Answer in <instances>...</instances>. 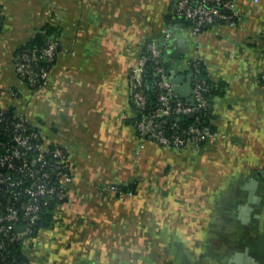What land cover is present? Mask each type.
<instances>
[{
	"label": "crops",
	"instance_id": "crops-1",
	"mask_svg": "<svg viewBox=\"0 0 264 264\" xmlns=\"http://www.w3.org/2000/svg\"><path fill=\"white\" fill-rule=\"evenodd\" d=\"M177 1L0 0V85L19 92L0 102L65 147L74 172L66 235L53 225L29 239V264H264V0H234L236 26L197 34L171 19ZM49 23L61 54L48 86L30 90L14 54ZM148 41L164 48L187 100L196 58L221 84L218 135L200 150L136 127L129 70ZM119 183L136 193L116 195Z\"/></svg>",
	"mask_w": 264,
	"mask_h": 264
},
{
	"label": "built area",
	"instance_id": "built-area-1",
	"mask_svg": "<svg viewBox=\"0 0 264 264\" xmlns=\"http://www.w3.org/2000/svg\"><path fill=\"white\" fill-rule=\"evenodd\" d=\"M177 18L191 21L187 27L197 34L216 23L234 27L241 14L234 0H178L171 10V19ZM169 38L165 30L164 41ZM142 45L138 61L129 70L139 131L163 146L200 150L211 137L218 135L217 130L211 128L214 120L210 112L204 117V112L214 109V103L207 96L213 85L202 74L204 63L198 58L193 62L194 101L189 103L177 92L166 73L162 45L155 41ZM61 50L60 42L52 40L42 48L21 51L14 55L15 70L33 90L44 89L49 84L51 65ZM43 59L51 63L49 67L40 66ZM260 79L264 82V68ZM147 89L156 93V102L152 105ZM5 92L18 94L16 89L0 85V95ZM186 118L193 121L183 123ZM73 178L67 150L49 141L24 112L11 111L0 102V234H5L9 242H27L31 227L40 218L48 200L65 199ZM111 189L123 194L116 186ZM0 247H4L2 242Z\"/></svg>",
	"mask_w": 264,
	"mask_h": 264
},
{
	"label": "trees",
	"instance_id": "trees-1",
	"mask_svg": "<svg viewBox=\"0 0 264 264\" xmlns=\"http://www.w3.org/2000/svg\"><path fill=\"white\" fill-rule=\"evenodd\" d=\"M174 21H175V23H178L179 25H182V24L190 25V23H191V21H189L187 19H183V18H177ZM52 40H58L59 41V38L57 37V30L55 29L54 23H49L43 27H40L37 31V34L30 40V42L26 46L17 50L14 55H16L17 53H19L21 51L32 50L34 48H42V47L48 45L49 42ZM54 63H52L51 66H53ZM50 64L47 63L44 59L42 60V62H40V66L49 67ZM202 71H203L202 72L203 76L205 78H208L209 80L208 79L207 80L213 85L211 88V91L208 92L207 96L210 99V101L214 103L215 96L220 95L222 93L221 84H215L214 82H212L210 80V78L208 77V74H207L206 69L204 67H202ZM21 80H23V79L21 78ZM23 81L25 82V84H27L25 80H23ZM29 88H30V90H33L31 87H29ZM147 91L151 95L150 96V104L155 103L156 102V93L154 91H151L148 89H147ZM209 112H210L209 116L214 117L213 116L214 109H211V111H210V108H209V110L207 112H204L205 118L208 116ZM137 116H138V112H137ZM137 116H136V118H134L135 124L137 121ZM192 121L193 120H191L190 118H186V120H182L183 123H190ZM136 127H137V125H136ZM211 128L216 129L214 124H213V126L211 125ZM137 129H138V127H137ZM138 131H139V129H138ZM70 160H71V158H70ZM111 186H116L120 191H122L125 194H131L132 195V194L136 193V191H137L136 183H133V184L132 183H129V184H124V183L112 184V185H110V188H111ZM113 192H115L116 195L121 194L119 191H113ZM69 195H70V192H69V188H68V196L65 199L60 200V201H58L56 199L48 200V204L43 208L41 215H40V218L35 223H33L32 227H31L32 231H31L30 235L28 236V238L30 240H35L43 228L51 227L53 224L57 223V216L56 215L59 212L60 205L63 202L68 201L71 198V196H69ZM0 242H2L4 244V247H2V248L0 247V264H11V263L12 264H29V262H30L29 257L26 254V252L24 251L25 250V244H26L25 241L9 242L7 239V236L5 234H0Z\"/></svg>",
	"mask_w": 264,
	"mask_h": 264
},
{
	"label": "rangeland",
	"instance_id": "rangeland-1",
	"mask_svg": "<svg viewBox=\"0 0 264 264\" xmlns=\"http://www.w3.org/2000/svg\"><path fill=\"white\" fill-rule=\"evenodd\" d=\"M169 147V146H168ZM73 199V198H72ZM71 198L68 200V201H66V202H63L61 205H60V208H59V212H58V214L56 215L57 216V223H55V224H53V225H59L58 226V231L59 232H61L60 234H56L55 235V237H57L58 239L60 238V237H65V235H66V233L65 232H63V228L60 226V224L59 223H62V222H64L65 223V220H64V218H62V215H63V212H64V210H67V208H70V209H72L71 208V206H72V202H73V200H72ZM69 211V210H68ZM52 225V226H53ZM43 229H45V228H43ZM59 235V236H58Z\"/></svg>",
	"mask_w": 264,
	"mask_h": 264
},
{
	"label": "water",
	"instance_id": "water-1",
	"mask_svg": "<svg viewBox=\"0 0 264 264\" xmlns=\"http://www.w3.org/2000/svg\"><path fill=\"white\" fill-rule=\"evenodd\" d=\"M0 18H1V14H0ZM176 52H178V51H176ZM176 52L173 51L172 56L175 57V53H176ZM175 58H177V57H175ZM166 67H167V65H166ZM166 73L168 74L170 80L173 82V84L175 85L176 90H177V83H178V82L180 81V79H181L180 76L176 75L175 71L169 69L168 67L166 68ZM193 101H194V98H193L192 96L189 97L188 102H189V103H193ZM18 229H22V227H19Z\"/></svg>",
	"mask_w": 264,
	"mask_h": 264
}]
</instances>
